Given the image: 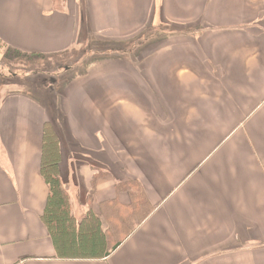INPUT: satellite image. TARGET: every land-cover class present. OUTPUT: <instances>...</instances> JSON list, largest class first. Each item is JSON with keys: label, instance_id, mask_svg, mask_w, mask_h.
I'll return each instance as SVG.
<instances>
[{"label": "crops", "instance_id": "0c3cea01", "mask_svg": "<svg viewBox=\"0 0 264 264\" xmlns=\"http://www.w3.org/2000/svg\"><path fill=\"white\" fill-rule=\"evenodd\" d=\"M65 6L0 0V43L51 61L85 44L79 22L111 41L166 31L143 49L132 40L93 77L86 70L53 108L0 83V264H264V0ZM47 122L65 131L59 170L75 218L113 200L128 205L116 180H136L155 208L106 258H58L41 223ZM91 162L114 172L96 181L88 203Z\"/></svg>", "mask_w": 264, "mask_h": 264}, {"label": "trees", "instance_id": "16d2710c", "mask_svg": "<svg viewBox=\"0 0 264 264\" xmlns=\"http://www.w3.org/2000/svg\"><path fill=\"white\" fill-rule=\"evenodd\" d=\"M63 1L52 0L57 3V10H61L58 5ZM60 159L59 138L53 124L47 122L42 132L40 171L48 189V197L40 217L41 223L52 240L58 258L72 260L106 258L150 217L155 208L149 204L141 185L136 180H116L114 189L117 194L128 196V205L113 200L102 204L98 214L89 209L76 219L72 215L70 197L60 176ZM103 176L104 173L96 172L92 177L91 190L87 194L88 203L96 181Z\"/></svg>", "mask_w": 264, "mask_h": 264}, {"label": "rangeland", "instance_id": "374dc122", "mask_svg": "<svg viewBox=\"0 0 264 264\" xmlns=\"http://www.w3.org/2000/svg\"><path fill=\"white\" fill-rule=\"evenodd\" d=\"M65 3L66 0L58 5V8L64 10L66 8ZM56 6L57 3L55 2V11L57 10ZM83 26L87 28L85 44L77 49V52H75L70 59H67V57H59L56 60L44 61L39 58L37 61L34 58H28L14 53L0 44V83H5L16 88L22 86L34 97H38L53 108L55 100L59 101L61 97V99L64 100L66 95L75 89V84L72 85V82L77 77L84 75L86 70H90L89 76L93 77L92 75H95L97 66L112 64L111 59L117 55H122L123 51L130 47L132 40H134L133 46L136 40V48L143 49L148 45H153L154 42H160L161 38L156 34L161 33V31H166L162 27L153 29L148 27L129 40L111 41L104 39L102 36L95 33V31L92 33V30L90 29V31L88 29L87 24L83 25L79 22V30ZM167 32L169 31L167 30ZM95 62L100 64L95 66L91 65ZM52 112L55 119L63 118V112H61V109H58V107L57 109H53ZM56 134L60 144H63L65 141V131L57 129ZM78 157H80L79 154ZM95 162H91V164L93 166L92 169H96L97 172L105 174L114 172L113 168L107 166L104 168L106 170L100 169L99 167L101 166L99 164L97 165ZM90 189L91 184L88 190ZM85 199H87V196ZM78 205V203L73 204L75 208H79Z\"/></svg>", "mask_w": 264, "mask_h": 264}]
</instances>
